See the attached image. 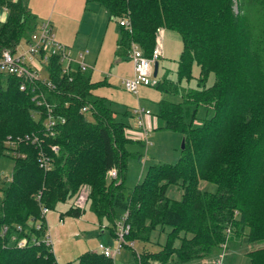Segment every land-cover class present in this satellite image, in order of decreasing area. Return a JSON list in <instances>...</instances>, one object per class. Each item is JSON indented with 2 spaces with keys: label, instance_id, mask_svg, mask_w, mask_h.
<instances>
[{
  "label": "trees",
  "instance_id": "16d2710c",
  "mask_svg": "<svg viewBox=\"0 0 264 264\" xmlns=\"http://www.w3.org/2000/svg\"><path fill=\"white\" fill-rule=\"evenodd\" d=\"M94 1L111 17L130 23L126 28L118 22L116 56H130L133 44L149 55L159 26L179 32L176 77L164 74L156 85L179 98L161 97L156 115L158 127L180 133L184 146L176 161L149 164L130 186L128 144L135 139L127 132L125 112L94 92L103 79L92 80L76 63L64 71L55 53L45 63L52 86L35 82L43 96L33 98L29 81L21 89L22 76L0 73V155L13 159L11 175L0 185V264H58L52 247L41 240L46 230L41 207L50 210L69 202L60 218L64 213L80 216L84 209L74 199L83 186L89 191L86 205L100 219L114 218V235L117 219L128 210L126 238L143 243L135 251L136 264H182L218 256L231 234L262 242L264 0ZM0 6L7 9L6 19L0 20V48L15 51L39 22L27 0H0ZM192 77L194 85L188 84ZM47 118L54 123L48 125ZM42 155L50 168L40 166ZM113 168L118 176L109 174ZM200 178L215 182L216 190L200 188ZM170 184L182 189L179 198L167 195ZM162 233L163 242L152 240ZM22 236L27 242L18 245ZM147 242L158 248L149 249ZM245 254L248 264H264V244ZM76 260L115 263L92 249Z\"/></svg>",
  "mask_w": 264,
  "mask_h": 264
},
{
  "label": "rangeland",
  "instance_id": "374dc122",
  "mask_svg": "<svg viewBox=\"0 0 264 264\" xmlns=\"http://www.w3.org/2000/svg\"><path fill=\"white\" fill-rule=\"evenodd\" d=\"M27 4L32 13L37 17L40 23L45 19H52L53 33L59 34L61 39L58 41L66 45L74 52H88L89 61H85L91 70V78H107V82L97 85L94 91L100 95L106 96L112 101L117 110L125 112V119L128 122L127 132L135 140L128 144L131 154L128 158L126 183L133 185L145 174L149 164L154 162H174L181 153V136L177 131L158 127L153 124L156 119L158 100L161 97L169 99H178L179 96L164 91L158 86L140 85L137 93L127 90L121 78L131 77L133 75V61L131 57L117 59L114 52V42L118 33V20L111 17L108 10L97 1L91 0H27ZM235 7V6H234ZM7 17V9L0 6V20ZM100 46V51L97 49ZM182 41L178 31L164 28L163 32V56L159 58L158 75L174 79L176 77L177 61L181 52ZM26 41L22 39L18 44L17 50H24ZM72 52V51H71ZM74 55V53L72 54ZM84 56V58H85ZM83 58V59H84ZM43 69L39 70L42 78L48 77V70L44 63ZM96 69V70H95ZM197 66L193 65V75H196ZM214 79L210 74L209 81ZM187 81H183L186 84ZM188 84L194 85L195 78L192 77ZM147 106L151 108L152 125H147V137L150 143L144 142L140 136L141 128L136 122L134 108ZM140 129V130H139ZM6 153L11 152L5 149ZM13 159L7 155H0V185L7 182L11 175ZM117 171V169H116ZM110 174V173H109ZM118 174V172H117ZM118 176V175H117ZM199 186L202 189L215 191L217 185L213 181L200 178ZM182 189L176 184L168 186L167 195L179 198ZM76 198V197H75ZM69 202L58 203L55 209H50L45 215L46 229L52 236V249L58 264H76L77 256L86 249H97L101 241L114 244L115 235L111 232L113 219L106 217L99 218L87 204L80 216H74L64 213L63 222H59V212L66 210ZM87 203V201H86ZM82 210V209H81ZM120 210L116 213V218ZM119 219V218H118ZM117 219V220H118ZM31 222L29 221V224ZM159 239L163 242L164 233L154 235L152 240ZM264 244L262 242L249 241L245 234L237 236L231 234L227 245L220 249L218 256L206 257L211 263L221 260L222 264H248V257L245 252L248 249ZM149 249H157V243H146ZM143 243L136 241L132 248L125 246L116 255L115 262L118 264H136L135 251L139 253ZM200 259L193 258L182 264H199ZM181 264V263H180Z\"/></svg>",
  "mask_w": 264,
  "mask_h": 264
},
{
  "label": "built area",
  "instance_id": "2783aa9c",
  "mask_svg": "<svg viewBox=\"0 0 264 264\" xmlns=\"http://www.w3.org/2000/svg\"><path fill=\"white\" fill-rule=\"evenodd\" d=\"M120 25L126 28H130V23L127 18H120L118 20ZM163 32L164 27L159 26L157 28V34L155 37V43L152 51L149 55L143 53L138 45L133 44L130 51V57L133 61V75L131 77L122 78V83L124 87L133 92L137 93L140 85H157L160 81L158 75L153 74V63L163 56ZM58 54L63 63V70L67 71L70 64L76 63L81 70L87 69V64L83 61L82 54L80 53L78 57L72 55L71 50L64 44L60 43L53 31L51 26V20L45 19L38 23L35 31H33L26 42V48L24 50H10L8 48H0V73H10L22 76L24 81L20 84L21 89H26L31 83V91L34 92V97L43 96L41 90H39L35 82L40 79L47 85H51L47 78H42L39 75V70L41 71L43 67L42 63H46L50 54ZM134 113L136 117V122L141 128L140 136L144 138L146 143H150L147 137V125L151 126L149 121H146V117L151 116L150 108H145L143 106L134 108ZM54 119L47 118V124L52 125ZM25 138H32L30 135L25 134ZM20 137H18L19 139ZM10 140V136H8ZM36 138H32L35 141ZM53 148L56 146L53 145ZM40 166L48 169L50 168V162L48 157L42 155L39 159ZM110 175L117 176V171L115 168L110 170ZM88 189L82 187L76 198L74 199V204L80 208H84L88 198ZM49 211L47 206L41 207V215L44 216ZM128 210L122 212L120 218L116 221L115 237L116 242L114 244H106L103 242L98 243V251L106 256H110L114 260V256L121 251L124 245H133L132 240L126 238L127 233L130 229V224L127 222ZM36 227L40 226L39 220L35 222ZM7 226H3L2 231L5 232ZM48 246H52V236L48 229H46L41 238ZM18 245H24L27 242L25 236L19 237ZM118 264V263H114ZM211 264H222L221 260L216 261Z\"/></svg>",
  "mask_w": 264,
  "mask_h": 264
},
{
  "label": "crops",
  "instance_id": "0c3cea01",
  "mask_svg": "<svg viewBox=\"0 0 264 264\" xmlns=\"http://www.w3.org/2000/svg\"><path fill=\"white\" fill-rule=\"evenodd\" d=\"M50 20H52L51 18H50ZM51 26H52V30H53V24H52V22H51ZM55 35V37H56V39L58 40V39H61V40H64V39H62L63 37H61V35H59V34H54ZM117 37H118V33H117V35H116V39H117ZM115 48H116V40H115V42H114V52H115ZM164 48V47H163ZM181 49H182V46H181ZM80 51H76V52H74V50H72L71 49V51H72V54L74 53V56H76V57H78L79 56V54L81 53L82 54V58H84V56H85V54L88 52V49H86L85 51H82L81 49H79ZM98 51H100V46H99V48L97 49V52ZM115 57H117V59H120V58H126V57H119V56H116V54H115ZM130 57V56H129ZM83 61L85 62V61H89V59H88V56L86 55L85 56V58L83 59ZM87 68H88V66H87ZM158 69H159V59H158ZM88 72H89V74H90V76L92 75V72H91V70H89V69H86ZM96 70V69H95ZM197 71H198V68H197V70H196V73H197ZM157 73H158V71H157ZM158 75V74H157ZM159 76V75H158ZM164 76V75H163ZM163 76H159V78L161 79ZM102 79V77L101 78H98V79H96V80H94V81H97V80H101ZM122 79V78H121ZM93 80V79H92ZM103 80H105V82L104 83H110V82H107L106 80H107V78L106 77H104L103 78ZM147 86V85H146ZM95 92V91H94ZM96 93V92H95ZM139 105H141V104H139ZM141 106H143V105H141ZM145 107V106H144ZM145 108H149V107H145ZM150 110H151V108H150ZM152 111V110H151ZM151 114H152V112H151ZM157 117V116H156ZM152 119H153V116H148V117H146V121H149V123L151 124L152 123ZM158 119V118H157ZM155 123V125H158V121H156V119L153 121V124ZM152 125V124H151ZM140 130V129H139ZM141 131V130H140ZM139 131V132H140ZM130 136V135H129ZM132 137V136H131ZM145 143H146V141H144ZM146 146H147V143H146ZM60 213V212H59ZM63 217L62 218H60V214H59V222L60 223H62L63 222ZM101 242H103V241H101ZM106 242H111V240L110 241H104L103 243H106ZM134 243L135 242H133V245H134ZM106 244H110V243H106ZM132 245V246H133ZM125 246H130V247H132L131 245H128V244H126V245H124V247ZM123 247V248H124ZM122 248V249H123ZM87 250V249H86ZM92 250H97L98 251V246H97V249H92ZM118 254V253H117ZM116 254V255H117ZM116 255L114 256V261H115V257H116ZM116 263V262H115ZM198 263L199 264H206L207 263V260L206 259H201L200 261H198ZM76 264H77V260H76ZM178 264H180V263H178Z\"/></svg>",
  "mask_w": 264,
  "mask_h": 264
},
{
  "label": "water",
  "instance_id": "95a60500",
  "mask_svg": "<svg viewBox=\"0 0 264 264\" xmlns=\"http://www.w3.org/2000/svg\"><path fill=\"white\" fill-rule=\"evenodd\" d=\"M157 71H158V60H155L153 63V74L157 75ZM184 146V139H181V147Z\"/></svg>",
  "mask_w": 264,
  "mask_h": 264
}]
</instances>
